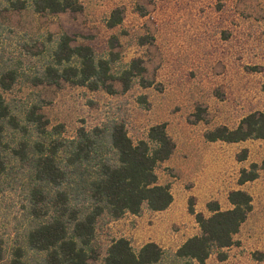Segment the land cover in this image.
<instances>
[{
	"label": "rangeland",
	"instance_id": "374dc122",
	"mask_svg": "<svg viewBox=\"0 0 264 264\" xmlns=\"http://www.w3.org/2000/svg\"><path fill=\"white\" fill-rule=\"evenodd\" d=\"M80 1V11L60 13L7 11L0 5L4 57L26 75L38 62L30 54L33 46L48 34L66 32L73 44L88 43L104 56L117 54L114 71L140 59L142 78L126 91L115 81L116 92L109 94L69 83L32 86L23 75L5 95L18 103L39 95L49 126L62 124L66 137L80 126L116 118L135 141L150 125L165 122L175 142L171 156L156 167L158 182L171 185V206L100 223L96 240L101 256L119 236L127 237L134 249L154 241L173 251L198 232L188 211L190 198L196 211L209 215L208 201L227 209L228 192L239 188L251 194L253 208L234 235L236 244L225 249L226 259L214 253L205 264H264V169L255 180L237 183L242 167L264 159V138L233 143L204 138L216 125L235 127L247 113L264 111V0ZM114 9L122 20L111 28L107 20ZM243 148L247 158L238 161ZM4 185L0 237L6 255L0 264H6L26 226L21 187H9V177Z\"/></svg>",
	"mask_w": 264,
	"mask_h": 264
},
{
	"label": "trees",
	"instance_id": "16d2710c",
	"mask_svg": "<svg viewBox=\"0 0 264 264\" xmlns=\"http://www.w3.org/2000/svg\"><path fill=\"white\" fill-rule=\"evenodd\" d=\"M0 5L7 11L35 13L82 9L80 0H0ZM121 20L114 9L107 26L115 27ZM73 40L66 32L48 34L30 51L38 62L24 75L4 57L0 39V191L8 177L9 187H21L26 220L23 238L9 250L6 264H205L214 253L226 259L225 249L236 244L234 235L253 208L251 194L239 188L228 192L227 209L217 200L208 201L209 215L196 211L190 198L188 211L194 214L198 232L173 251L154 241L134 249L127 237L119 236L101 256L96 240L100 223L139 215L144 208L162 211L173 201L171 185L158 182L156 167L171 156L175 142L165 122L150 125L135 141L116 118L80 126L66 137L62 124L49 126L39 95L19 103L5 95L23 75L32 86L69 83L109 94L116 92L115 81L126 91L135 78H142L145 66L140 59L114 71L117 54L100 55L90 44ZM204 138L228 143L263 139L264 111L247 113L235 127L216 125L204 132ZM247 154V148L241 149L237 160H245ZM260 169L264 159L242 167L237 183L255 180ZM5 255L0 237V261Z\"/></svg>",
	"mask_w": 264,
	"mask_h": 264
},
{
	"label": "crops",
	"instance_id": "0c3cea01",
	"mask_svg": "<svg viewBox=\"0 0 264 264\" xmlns=\"http://www.w3.org/2000/svg\"><path fill=\"white\" fill-rule=\"evenodd\" d=\"M172 202H173V201H172ZM172 202H171V204H172ZM171 204H170L169 206H171ZM169 206H168V207H169ZM168 207H167V208H168ZM167 208H166V209H167ZM164 210H165V209H164ZM162 211H163V210H162ZM155 212H157V211H155Z\"/></svg>",
	"mask_w": 264,
	"mask_h": 264
}]
</instances>
